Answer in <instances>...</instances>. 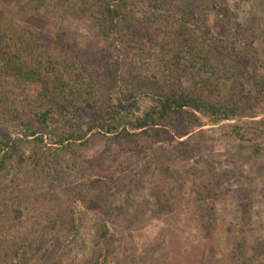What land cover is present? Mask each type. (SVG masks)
<instances>
[{"label": "rangeland", "instance_id": "374dc122", "mask_svg": "<svg viewBox=\"0 0 264 264\" xmlns=\"http://www.w3.org/2000/svg\"><path fill=\"white\" fill-rule=\"evenodd\" d=\"M131 1L145 10V21L158 20L161 12L156 7L161 1L182 3L196 23L206 19L213 33L230 45L238 39L249 41L264 57V0ZM202 2L207 8L204 17L202 6L199 8ZM48 4V8L35 11L31 0H0L15 23L57 37L49 47L56 55L66 54L64 45H77L87 53L93 69H113L124 62L129 78L144 75L182 89L203 86V78L197 76L183 51H164L160 42L145 37V33L126 31L125 54L121 55L120 45L102 38L92 19L81 14L80 0H48ZM227 28L234 34H228ZM226 86L221 84L224 89ZM39 91L34 84L27 94L32 100ZM203 123L195 130L184 122L172 124L159 143L125 134L124 143H137L142 148L140 155L115 145L106 154L103 167L89 168L82 163L98 159L107 149L106 138L97 132L87 136L89 142L81 150L83 160L75 164L65 160L55 167L50 156L41 158L34 144L29 145L22 152L38 163L32 172L30 192L20 193L0 184V211L23 212L20 220L11 216L3 233L29 240L31 252L24 264H85L98 257L103 264H198L203 246L197 240L191 207L195 201H203V182L215 173L223 176L212 197L218 208V223L205 253L223 264H264V256L254 250L256 243L264 241V155L255 156L254 141L237 142L222 136L224 129L238 125L245 128L248 137L261 136L257 142L264 144V107L233 122L213 125L205 119ZM180 142L192 149L180 147ZM93 179L134 184L126 217L115 214L113 205L118 200L114 195L98 196L87 203L76 198ZM72 212L79 217L75 236L70 228ZM104 225L110 230L106 244L99 240Z\"/></svg>", "mask_w": 264, "mask_h": 264}, {"label": "trees", "instance_id": "16d2710c", "mask_svg": "<svg viewBox=\"0 0 264 264\" xmlns=\"http://www.w3.org/2000/svg\"><path fill=\"white\" fill-rule=\"evenodd\" d=\"M80 1L81 14L92 19L102 38L120 45L121 55L125 54L126 31L145 33V37L160 42L164 51L186 53L197 76L203 78V86L182 89L144 75L129 78L124 62L113 69H93L87 53L77 45H64L66 54L56 55L49 47L57 37L15 23L0 6V184L10 185L20 193L30 192L32 172L38 163L31 162L32 156L26 157L22 152L29 145L34 144L42 153L41 158L50 156L55 167L65 160L75 164L83 160L81 150L89 142L87 136L97 132L106 138L107 149L98 159L82 163L89 168L103 167L106 154L115 145L140 155L141 146L125 144V134L159 143L177 122L195 130L204 126L205 119L219 125L249 117L264 107V57L249 41L238 39L230 45L213 33L206 19L196 23L178 2L161 1L156 7L161 12L158 20L145 21V10L131 0ZM32 3L35 11L49 5L48 0H31ZM200 7L204 17L206 4L202 2ZM227 33L234 34L228 28ZM223 82L227 84L225 89L221 87ZM34 84L40 91L31 100L27 89ZM222 136L237 142L254 141L255 156L264 155V144L257 142L261 136L248 137L244 127L231 125L222 131ZM179 146L192 149L186 142ZM190 157H194L193 153ZM222 179V175L212 173L203 182V201H195L191 207L197 240L203 246L198 264H223L211 253H205L217 229L218 208L212 197ZM106 194L118 200L113 205L115 214L126 217L134 196L133 183L93 179L76 198L87 203ZM170 201L175 208L176 203ZM12 215L20 220L23 212L0 211V264H24L31 252L29 240L3 233ZM78 218L72 212L73 236L78 231ZM109 235L110 230L104 225L99 240L106 244ZM240 246L243 248L242 243ZM254 250L264 256V241L256 243ZM85 264L103 262L98 257Z\"/></svg>", "mask_w": 264, "mask_h": 264}]
</instances>
